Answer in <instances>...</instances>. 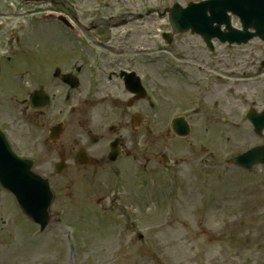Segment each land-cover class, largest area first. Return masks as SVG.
I'll return each mask as SVG.
<instances>
[{
  "label": "rangeland",
  "instance_id": "1",
  "mask_svg": "<svg viewBox=\"0 0 264 264\" xmlns=\"http://www.w3.org/2000/svg\"><path fill=\"white\" fill-rule=\"evenodd\" d=\"M34 31H31V33H34ZM37 33V31H36ZM10 37H8V40ZM41 40L38 38H33L30 40V44H39ZM12 42H14V38L12 39ZM28 43V41H27ZM29 45V44H28ZM26 46V43L24 44ZM31 52L29 53V55ZM1 71H4L6 68L5 66L0 64ZM2 83L0 82V99H4L3 93L4 89H2ZM11 91L16 90L17 88L14 86V83L11 82L8 84ZM8 112L7 106L0 108V115H3V117L6 120H10L13 117L9 114H6ZM248 140H245L244 142H240V140H237L238 148L241 150H244L250 146H253L259 141L251 136H247ZM244 144V145H241ZM83 173L76 174L74 178L72 179H65L64 184L62 186V189L65 190V192H68L70 189H75V191L79 192L80 195H82L83 191L86 190V183L85 178L82 177ZM233 175H237L245 185L248 187L249 190H253L258 187V183L254 184V180H252V176L245 175L244 173L240 171H234ZM247 176H250L249 178L245 179ZM245 179V180H244ZM258 179V177H256ZM67 181H73L72 183H68L67 186H64ZM242 182V184H243ZM243 184V185H244ZM1 192V191H0ZM101 194H104L103 191L100 189L97 190L96 196H99ZM136 201L139 205L142 207H146L147 205H153L151 198L149 195L143 193L142 191L138 190L136 193ZM0 196V202L1 200ZM248 199H251L248 196ZM6 200H4V203ZM246 202L243 198H237L233 200V205H241V208L244 207V204ZM10 204H6V208L9 209ZM80 204L75 205L73 214L70 216V220L73 224H80L85 225L89 230V219L85 223L80 222L78 219L79 216V208ZM224 212V211H223ZM3 209L0 204V215L1 217V224H0V264H62V262L65 260L63 259L64 253L57 254L53 249L52 246L55 244L54 237L59 233V230L57 228L56 223H52L51 228L42 236H40L39 240L36 243H31L29 241V235L33 231V226H29L24 224L23 227L20 225V227L23 228L24 231H20L18 227L17 220H13L12 218H8L5 214H3ZM157 216V210H154L151 215L149 216L150 219H153ZM232 216V218H231ZM226 215V218L222 220V222L225 221V226L223 228V233L225 232V227L228 223V227L231 228L232 224H235L236 221L239 218L244 217V210H241L239 212L233 213V215ZM249 219H252L250 215ZM257 217V214H255V218ZM247 222V221H246ZM199 225H203V222H198ZM159 230L161 232V237L163 239V242L165 244L166 251L173 256V258L179 263H185V264H191L190 261L192 260L193 256L196 254L197 251L202 250L205 245L203 243H197V241L204 242V238H200L199 235H197V239H187V232L186 228H183L181 225L180 220H172V219H166L160 220L158 222ZM254 240H256V234L257 230L255 229V235L252 233L251 229L249 228ZM8 233V237L5 239L4 234ZM22 232H25V237L21 236L20 234ZM246 232V230H236L234 228V234L235 239L241 238V236ZM192 233V232H191ZM190 233V234H191ZM12 235H14L15 240L12 242L10 241V238H12ZM91 246L94 249V257L97 261V258H99V262L97 264H109L113 263L111 262L113 257L111 254V250L115 247V237L113 238L111 243H107L103 240L96 239L91 234ZM207 257L215 256L219 251L214 247L206 248ZM68 257V256H67ZM119 261L115 262L114 264H152L149 258L147 257V249L144 247H141L139 245H136L134 248H127L125 249L119 257ZM63 259V260H62ZM71 261L68 262L70 264ZM82 264V262H81ZM264 264V263H261Z\"/></svg>",
  "mask_w": 264,
  "mask_h": 264
}]
</instances>
